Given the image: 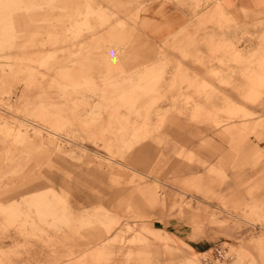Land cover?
Returning <instances> with one entry per match:
<instances>
[{
    "label": "rangeland",
    "instance_id": "374dc122",
    "mask_svg": "<svg viewBox=\"0 0 264 264\" xmlns=\"http://www.w3.org/2000/svg\"><path fill=\"white\" fill-rule=\"evenodd\" d=\"M147 1L22 0L23 4L19 8V0H0V76L9 78L14 73L17 78V82L15 79L7 90L0 88V200L8 204L12 199L22 200L23 194L52 187L67 197L77 213L84 212L85 208L93 211L98 207L110 211L118 217L115 228L118 234L104 246L108 264H202V256L195 261L191 250L207 251L221 242L236 253L235 264H256V261L258 264L263 261L264 264L262 216L252 213V208L243 211L244 206L236 212L225 197L223 200L218 196L208 199L197 193L195 188L179 183L195 173L211 174L218 193L227 180L225 177L220 178L221 174L215 168L219 166L218 159L213 162L217 157V154L213 157V152L217 153L212 146L213 136L227 140L220 135L227 126L224 124L244 122L245 119L253 124L255 118L260 120L261 116L255 114L228 120L226 113L219 112L217 116L223 123L194 122L189 123V126L199 130L197 134L181 131L179 118L186 121L192 117L197 104L207 103L212 100L207 98L208 95L216 96L217 93L211 86L199 90L191 86L185 77H176V71L180 69L179 62L176 68H170L173 65L171 60H194V55L184 56L174 45L168 44L158 46L157 52L143 51L147 42L141 32L140 19ZM187 1H191L194 10L202 8L203 0H179L182 5ZM105 14L108 20L101 19ZM84 15L86 23L79 25ZM222 17L220 25L226 26L227 17ZM259 27L261 30L264 28L263 25ZM241 41L247 43L248 54L251 55L253 44L263 43V35L246 34L237 44ZM224 43L219 51H211L210 54L231 55V59L239 63L233 58L237 45L234 48L230 42ZM164 54L170 62L166 64L160 82V74H152L151 86L145 85V88L138 89L141 96L149 100L158 94L156 103L148 108L149 137L130 150L119 143L116 146V142L109 150L105 139L95 138L96 133H103L110 117L107 113L111 112L110 107L106 106L108 100L105 101L98 91H91L93 87L90 91L85 89L83 94L75 93L72 97L67 93L65 95L62 85L67 82L63 74L71 70L75 72L84 65L90 67L95 80L103 85L107 83L104 77L108 68H112L115 70L114 75L107 79L113 84L108 87L121 91L124 90L121 87H131L132 83L125 81L124 76L158 63ZM46 55L50 56L49 60L44 65L40 64L39 58ZM181 68L182 73H189L195 81L193 84L197 85L199 77L196 73L183 66ZM118 69H122L125 75H118ZM29 70L35 72L32 80L29 79ZM210 76L218 79L221 73L211 72ZM169 77L171 83L166 82ZM147 80L146 76L141 81ZM24 96L31 101L42 97L54 114L62 110L64 116L77 117L84 122L94 117H101V120L76 122L66 125L61 131H53L40 120L20 112ZM71 98L88 104L77 107L62 105ZM261 102L251 104L253 111ZM117 110L138 120L137 114H129L131 109L120 107ZM171 113H180L174 116L178 120L177 124L169 122ZM161 116L165 121L160 126ZM117 126L113 124V127ZM51 132H57L58 135H50ZM106 137L113 138L114 134L107 133ZM7 148L16 152L7 156ZM132 156L137 158L134 164H129L132 170L118 164L125 165ZM140 158L145 161L138 162ZM143 174L148 176L144 177ZM27 178L36 179L33 182L38 185L31 188V183H28L13 192L10 190ZM146 184L156 185L166 203L148 206L137 192ZM7 190L10 192L5 193ZM129 196L133 197L132 203L136 209L146 216L140 217L139 211L129 208ZM198 208L201 210L194 221L181 214L184 211H197ZM4 214L5 210L0 209L1 220ZM6 214L8 218L13 216L20 219L18 210H9ZM193 222L200 224L206 235L204 238L192 240ZM146 223L166 229L172 235L159 238L157 236L160 234L140 230V226ZM72 226L62 225L60 231L45 226L47 233L41 237L23 234L11 226L0 227L1 264H43L48 256L50 264H59L52 261V256L59 252L72 253L64 259L65 262L84 257L86 264H106V256L93 251L97 242L90 235L95 228L104 226L98 221L93 224L86 222L84 225L78 223V233ZM229 226L235 227L236 232L230 242L223 234V229ZM29 231L32 233L31 229ZM49 239L53 240L49 243L52 246L44 243ZM240 247H245L246 251L243 253ZM98 255L102 257L101 260H96ZM149 257L150 260L146 259ZM166 257L169 258L168 263Z\"/></svg>",
    "mask_w": 264,
    "mask_h": 264
},
{
    "label": "crops",
    "instance_id": "0c3cea01",
    "mask_svg": "<svg viewBox=\"0 0 264 264\" xmlns=\"http://www.w3.org/2000/svg\"><path fill=\"white\" fill-rule=\"evenodd\" d=\"M19 1V8H21L23 2L22 0ZM190 2L187 1L185 5H182L179 0H148L140 19L141 32L144 40L147 42V47L143 51L157 52L158 46L161 47L168 44L169 46L174 45L175 49L181 51L184 56L194 55V60L183 61L181 58L171 60L173 65L171 64L170 68H176L177 62H179L180 69L176 71V77H185V80H188L191 86H195L199 90L201 88L204 90L205 87L211 86L217 93L216 96L209 94L207 97L206 95L205 97L212 100L204 104H197L192 117L186 121L180 116L178 125H180L181 131H193L197 134L199 130L189 126V123L194 122H211L219 125L224 122L220 120L221 118H218L219 112L226 113L228 120L237 117L245 118L255 114L260 115L261 119L257 120L255 118L253 124L246 119L244 122L235 121L224 124L227 126L220 135L227 140H220L213 136L212 146L217 150V153L213 152V157L217 154L213 162H216V159H218L220 163L215 168L220 172V178L225 177L227 180V183L218 193L216 181L213 180L211 174L195 173L189 179L187 178L183 182L179 181V183H183V186L195 188L197 193L202 194L208 199H214L218 196L219 199L223 200V197H225L228 204L233 206L234 208L232 209L236 210V212L242 210V206H244L243 211L247 210V208H252V213L264 218V28L261 30L259 27L261 25L264 26V0H203L200 10H194ZM85 15L79 25L86 23ZM222 16L227 17L226 21L228 24L226 26L220 25L219 20L223 19ZM101 19L108 20L107 14ZM87 22L90 26V22ZM14 29L16 31L15 23ZM246 34L263 35V43L261 45L257 43L253 44L254 49H250L252 51L251 55L248 54L246 42L241 41V43L237 44V41L241 40V37ZM224 42H230L234 48L237 45V52H235L233 58L239 63H235L231 59V55L210 54L211 51H219V48L224 46ZM170 53L172 52L170 51ZM49 57L47 55L41 56L39 58L40 64H46ZM163 57L158 63L155 62L148 67H144L142 70L130 74V76H124L126 77L124 78L125 81H131L132 83L131 87H121L124 89L121 91H116L117 88L112 89L108 87L109 84H113V81L107 79L114 75L115 70L112 68H108V72L104 77L107 83L104 82L103 85L102 83L99 85L95 80V77L90 72V67L84 65L80 69L75 70V72L71 70L63 74V79L67 82V84L62 85L65 95L67 93L72 97V94L74 95L75 93L83 94L85 89L90 91V88L93 87L91 91H98L105 101L108 100L106 106L110 107L111 112H107L110 117H108L106 127L103 128V133H96L95 138L105 139L106 147L109 150L115 146V142L116 146L119 143L126 150H130L149 137L150 122L148 108L156 103L158 94H154L152 100H149L148 98H143L140 94L141 91L138 89L145 88V85L151 86L153 83L152 74L159 73L160 82L166 64L170 62L165 54ZM181 66L191 69L196 73L197 77H199L196 81L197 85L196 83L195 85L193 84L195 81H193L189 73H182ZM118 71V75H125L122 69H118ZM211 72L212 74L221 73V76L218 79H214L210 76ZM34 73L29 70L30 80L34 78ZM146 76L148 80L142 82V78ZM169 78L166 79V82L171 83V77ZM15 79L17 82L14 73L9 78L0 76V88L7 90V87L15 82ZM116 83L119 84V82ZM221 101H224V104ZM260 101H262L260 106L253 111L251 104H257ZM21 103L20 112L40 120L50 128H53V131L57 132L63 130L68 124L76 122H100L101 120V117H94L90 121L84 122L77 117L64 116V111L62 110L54 114L50 111L49 103L45 99H42V97L37 101H31L24 96ZM212 103L219 108L212 107ZM83 104L88 103L83 100L80 101L77 98H71L67 103L62 105L77 107ZM221 105L223 106L221 107ZM120 107L128 110L131 109L129 114H137L139 116L138 120L131 119L126 113L119 112L117 109ZM211 107L212 109H210ZM119 114H124V116H120ZM175 115H180V113H171L172 117H169L171 124H175L178 121L174 117ZM139 118H141V121H139ZM224 120L226 121V119ZM164 121L165 118L161 116L159 125L161 126ZM113 124H118V126L113 127ZM202 131H206V129ZM57 132L51 133L58 135ZM107 133L114 134V137H106V139L105 134ZM6 150L7 156L16 152L9 148ZM129 159L125 165L118 164L131 169V165L136 162L134 159L137 158L132 156ZM143 159L140 158L137 161L143 162L145 161ZM143 175L144 177L148 176ZM35 180L27 178L10 190L13 192L17 187H24L28 183H31V188H35L38 185L37 182H33ZM10 190L5 191V193H9ZM137 192L143 197L144 202L148 206L155 207L160 203H166V199H162L161 195H159L156 185L146 184L139 188ZM127 200L130 205L129 208L139 211L132 203L133 197L129 196ZM0 209L5 210V214L2 216L3 220L0 219V227L11 226L17 228L23 234H34L40 237L47 233L45 226H50L60 231L62 225H73L75 233H78V223L84 225L86 222L93 224L98 221L104 228H95L94 232L90 235L92 236V240L97 242L96 249L93 251L98 252L102 256L107 254L104 246L111 242L118 234L115 233V228L118 225V217L115 214L101 207L95 208L93 211L85 208L84 212L77 213L68 202L67 197L52 187L23 194L22 200L12 199L8 204L2 203L0 200ZM9 210H18L20 219H16L13 216L8 218L6 211ZM200 210L198 208L197 211H184L181 214L189 216L194 221L198 216L197 212ZM138 215L140 217L146 216L140 213V211ZM102 217L106 218V220ZM193 224L192 240L197 241L204 238L206 235L200 224L195 222ZM234 228L229 226L223 229V234L229 242L236 235ZM29 229H31L32 233ZM139 229L149 233L160 234V236L156 235L159 238H169L172 235L166 229L156 228L151 223L141 225ZM72 236L70 235V237ZM52 241L49 239L48 241H44V243L52 246L49 245ZM239 249L243 253L246 251L245 247H240ZM71 255L72 253L59 252L52 256V261H57L59 264H86V258L84 257L72 262H65L64 259ZM105 256L107 258L106 264H108L109 258L107 255ZM101 258L98 255L96 260H101ZM166 258V261L169 260L168 257ZM146 259L150 260V257ZM1 263L2 257L0 254ZM50 263L51 261L49 262L48 256V259H45L43 264ZM97 264H100V262H97ZM256 264H258V261H256ZM261 264H263V261H261Z\"/></svg>",
    "mask_w": 264,
    "mask_h": 264
},
{
    "label": "built area",
    "instance_id": "2783aa9c",
    "mask_svg": "<svg viewBox=\"0 0 264 264\" xmlns=\"http://www.w3.org/2000/svg\"><path fill=\"white\" fill-rule=\"evenodd\" d=\"M224 243L214 244L210 254L203 258L205 264H232L236 257Z\"/></svg>",
    "mask_w": 264,
    "mask_h": 264
},
{
    "label": "bare ground",
    "instance_id": "6f19581e",
    "mask_svg": "<svg viewBox=\"0 0 264 264\" xmlns=\"http://www.w3.org/2000/svg\"><path fill=\"white\" fill-rule=\"evenodd\" d=\"M50 135H53V136H56L55 134H53V133H51ZM192 252H190V254H191V256L194 258V260L196 261V260H198L199 259V257H201L202 256V259H201V263L202 264H205L204 262H203V258L204 257H206L208 254H210V251H204V252H202V254H201V252H198V251H195V250H191ZM234 255H235V257H236V259H237V255H236V253H234L232 250H230ZM235 259V261L232 263V264H235L236 263V260ZM195 264V263H194Z\"/></svg>",
    "mask_w": 264,
    "mask_h": 264
},
{
    "label": "trees",
    "instance_id": "16d2710c",
    "mask_svg": "<svg viewBox=\"0 0 264 264\" xmlns=\"http://www.w3.org/2000/svg\"><path fill=\"white\" fill-rule=\"evenodd\" d=\"M201 251H205V249H204V250H201ZM201 251H200V252H201Z\"/></svg>",
    "mask_w": 264,
    "mask_h": 264
}]
</instances>
